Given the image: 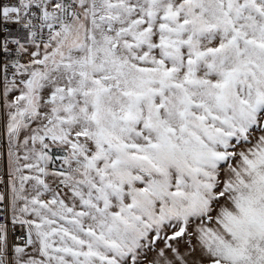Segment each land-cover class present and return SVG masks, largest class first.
Masks as SVG:
<instances>
[{
    "label": "snow or ice",
    "instance_id": "obj_1",
    "mask_svg": "<svg viewBox=\"0 0 264 264\" xmlns=\"http://www.w3.org/2000/svg\"><path fill=\"white\" fill-rule=\"evenodd\" d=\"M0 264H264V0H0Z\"/></svg>",
    "mask_w": 264,
    "mask_h": 264
}]
</instances>
